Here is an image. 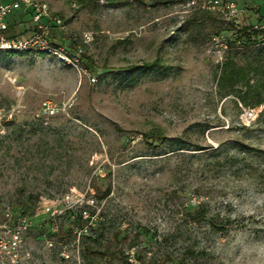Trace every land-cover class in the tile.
<instances>
[{
	"label": "rangeland",
	"instance_id": "374dc122",
	"mask_svg": "<svg viewBox=\"0 0 264 264\" xmlns=\"http://www.w3.org/2000/svg\"><path fill=\"white\" fill-rule=\"evenodd\" d=\"M46 1L65 25L53 21L50 34L77 64L37 50L0 52V102L22 103L0 137V202L16 211L28 203L34 220L19 264H264V33L251 44L243 34L264 22V0H233L241 10L233 19L207 8L210 0ZM28 11L8 20L29 19ZM228 58L246 68L249 84L220 85ZM47 99L59 111L45 118ZM244 108L258 111L251 123ZM155 128L207 149L153 150L143 134ZM67 193L71 202L95 198L104 245L88 237L91 222L81 227L86 201L57 230L37 214L42 197ZM140 224L149 232L137 236ZM93 246L117 256L92 254Z\"/></svg>",
	"mask_w": 264,
	"mask_h": 264
},
{
	"label": "built area",
	"instance_id": "2783aa9c",
	"mask_svg": "<svg viewBox=\"0 0 264 264\" xmlns=\"http://www.w3.org/2000/svg\"><path fill=\"white\" fill-rule=\"evenodd\" d=\"M73 7H78L80 0H67ZM207 8L221 12L228 18L233 19L240 13L238 5L233 0H210ZM31 11L33 23L36 28L31 32H12L10 30V22L8 17L18 11ZM59 25V28L65 31V25L60 19L53 16L50 4L46 0H0V52H24L37 50L45 52L50 56H55L66 63L77 64L78 57L70 51L67 44L58 42L50 34L49 25L52 22ZM254 28L264 31V22L254 24ZM85 42L93 39V32L85 31L83 33ZM224 46V44L221 42ZM11 81H17L8 77ZM92 81H96L97 77L90 76ZM1 85V81H0ZM19 86L17 91L18 98L21 97L23 90ZM22 107L21 101L12 104H4L0 102V137L5 135L9 124L17 116ZM59 106L52 100L43 101L39 116L51 117L58 113ZM256 108H244L243 118L246 123H251L257 117ZM86 196V195H85ZM82 197L80 200L73 201V196L67 193L61 201L58 199H47L42 197L36 206V212L47 214L50 218L53 229H58V219L66 212L74 209L79 203L86 201L88 204H94V197ZM84 217H89L88 210H84ZM0 264H19L24 258L30 255L27 250V234L34 226L32 215L28 212L16 211L11 203L0 202ZM87 229V228H86ZM66 257L69 254H64Z\"/></svg>",
	"mask_w": 264,
	"mask_h": 264
},
{
	"label": "trees",
	"instance_id": "16d2710c",
	"mask_svg": "<svg viewBox=\"0 0 264 264\" xmlns=\"http://www.w3.org/2000/svg\"><path fill=\"white\" fill-rule=\"evenodd\" d=\"M94 1H99V0H94ZM140 2H145V0H139ZM31 12V11H28ZM31 23V26H29L28 28H24L25 24ZM21 24L23 26V29H21ZM36 28V25L33 23L32 20V16L29 19H22L20 20L19 17H15L14 20L10 23V30L12 32H22V33H28V31L33 30ZM253 28V29H252ZM264 31L263 30H258L255 29L254 26L251 27V25L249 26H245L244 28V36L246 38V42L248 44L251 43H255L256 42V36L263 34ZM157 63V59L151 61V62H147L144 65L148 67V69L152 66L155 65ZM249 64V68H250ZM252 68V66H251ZM219 83L222 87H230V88H234L236 85H238L239 83H246L249 84V79L247 77V70L246 68L239 66L234 60H232L231 58H228L227 61L225 62V64L223 65V69H222V73L220 75L219 78ZM242 101H244L245 103H247V99L245 95L241 96ZM144 141L146 142V144L153 150H157L159 149L161 146L165 145L166 143H172L173 144H177L178 147L176 148H172L170 151H174L175 149H184L187 151H194L192 152L193 155L195 153H199L197 151H205V149H207V146H202L200 144H195L193 146L192 143H190L187 139L185 138H175V137H169L167 136L160 128H155L149 131L144 132ZM174 147V146H172ZM227 161H233L232 157H228ZM110 193V189L106 190L105 193L100 196V198L105 197V195ZM33 197H38V196H33ZM95 204V202H94ZM94 204H86L84 207L80 208V211L78 213V217L79 219L82 221L81 223V227L82 229H84V226L86 224H89L90 222L92 223L86 230V233L91 232L90 234H88V237L91 238L95 243L99 244L98 246H102L104 245L102 243L103 239L107 237V229L104 227V222H93V216L95 215L96 211L94 209H91V206ZM19 208L21 209L20 211L22 212H28L31 208V206L28 205V203L26 202H20ZM89 210V217H84V210ZM205 209L203 208L201 210V213L203 215H205ZM97 225V226H96ZM213 226L219 227L220 229L224 228V224H218V222H213ZM95 229V230H94ZM100 229V232H98V230ZM148 228L142 224L139 225V230H138V235H141L142 233H147ZM102 240V241H101ZM94 244V245H97ZM107 247V246H105ZM89 252L92 254L95 253H100L102 255H111V256H117V252L115 250H112L111 248H107L106 251H101L97 248L93 247H88ZM187 251L190 254H195V250L191 247L187 248Z\"/></svg>",
	"mask_w": 264,
	"mask_h": 264
},
{
	"label": "crops",
	"instance_id": "0c3cea01",
	"mask_svg": "<svg viewBox=\"0 0 264 264\" xmlns=\"http://www.w3.org/2000/svg\"><path fill=\"white\" fill-rule=\"evenodd\" d=\"M23 12H25V10H21V11H18V12H16V13H19V15L22 16ZM15 17H16V16H15ZM15 17H14V18H15ZM14 18H13L12 20H10L9 22L11 23V22L14 20ZM22 19H23V18H22ZM20 20H21V19H20ZM21 27H23L22 24H21Z\"/></svg>",
	"mask_w": 264,
	"mask_h": 264
}]
</instances>
